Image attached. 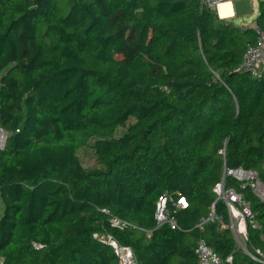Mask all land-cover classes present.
<instances>
[{"label": "trees", "instance_id": "16d2710c", "mask_svg": "<svg viewBox=\"0 0 264 264\" xmlns=\"http://www.w3.org/2000/svg\"><path fill=\"white\" fill-rule=\"evenodd\" d=\"M257 35L204 0H0V264H118L107 234L137 264H195L200 238L264 264L236 248L213 190L223 166L264 182V74L235 69ZM225 186L264 250V203ZM164 192L187 201L175 228L155 223Z\"/></svg>", "mask_w": 264, "mask_h": 264}, {"label": "built area", "instance_id": "2783aa9c", "mask_svg": "<svg viewBox=\"0 0 264 264\" xmlns=\"http://www.w3.org/2000/svg\"><path fill=\"white\" fill-rule=\"evenodd\" d=\"M232 0H204L209 8L214 9L218 18L224 19L230 17L232 14L221 15L219 12L220 2ZM264 3V0L260 2ZM258 8V7H257ZM254 8L257 13L259 9ZM244 27V26H243ZM257 29L256 24L252 26ZM257 35L256 40L246 47V50L242 56L240 63L235 68L240 72H247L251 76L260 77L264 74V28ZM7 133L0 127V148L4 146ZM264 169V164H262ZM233 177L240 188L248 187L251 193L264 203V182L259 177L256 169H247L242 166L227 167L223 166L222 175L220 180L214 185L213 190L216 193L217 198H220L226 206L228 220L224 226L230 229L235 246L243 253L248 255L251 259L264 262V250L253 247L249 244L247 224L252 227H257L258 223L253 218V212L241 192L235 187L225 186V177ZM187 201L185 197L179 196L175 199L171 194L164 192L157 199L155 203L154 218L156 226L168 223L170 227L175 228L177 226L176 219L173 212L179 208H185ZM210 219L218 218L214 216L213 212L209 215ZM204 220H200L198 226L200 227ZM117 224V221H113ZM264 238V233H262ZM100 239L109 245L114 250L117 256L118 264H137L131 248L127 245L118 243L111 235L101 236ZM197 261L195 264H231V254L222 258L216 253L210 246L206 244L203 239H198L194 249Z\"/></svg>", "mask_w": 264, "mask_h": 264}, {"label": "rangeland", "instance_id": "374dc122", "mask_svg": "<svg viewBox=\"0 0 264 264\" xmlns=\"http://www.w3.org/2000/svg\"><path fill=\"white\" fill-rule=\"evenodd\" d=\"M260 0H232L235 15L228 18H224L225 21H229L234 25L243 27L254 25L257 11L254 8L259 9ZM81 159L86 165H92L94 163L93 154L90 148L83 149L80 152ZM1 261V258H0Z\"/></svg>", "mask_w": 264, "mask_h": 264}, {"label": "bare ground", "instance_id": "6f19581e", "mask_svg": "<svg viewBox=\"0 0 264 264\" xmlns=\"http://www.w3.org/2000/svg\"><path fill=\"white\" fill-rule=\"evenodd\" d=\"M232 9L229 1L220 2L219 12L221 15L231 13Z\"/></svg>", "mask_w": 264, "mask_h": 264}, {"label": "crops", "instance_id": "0c3cea01", "mask_svg": "<svg viewBox=\"0 0 264 264\" xmlns=\"http://www.w3.org/2000/svg\"><path fill=\"white\" fill-rule=\"evenodd\" d=\"M230 6H231L232 11H231V13H228V14H232L231 16H233V15H235V12H234V7H233L232 1L230 3ZM224 15H227V14H224Z\"/></svg>", "mask_w": 264, "mask_h": 264}, {"label": "water", "instance_id": "95a60500", "mask_svg": "<svg viewBox=\"0 0 264 264\" xmlns=\"http://www.w3.org/2000/svg\"><path fill=\"white\" fill-rule=\"evenodd\" d=\"M256 31H257V33H259V32H260V30H259V29H256Z\"/></svg>", "mask_w": 264, "mask_h": 264}]
</instances>
